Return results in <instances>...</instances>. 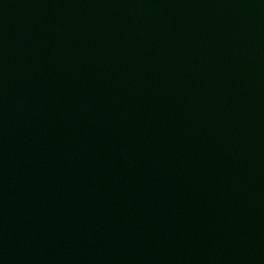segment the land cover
<instances>
[{
	"label": "water",
	"instance_id": "1",
	"mask_svg": "<svg viewBox=\"0 0 264 264\" xmlns=\"http://www.w3.org/2000/svg\"><path fill=\"white\" fill-rule=\"evenodd\" d=\"M0 264H264V0H0Z\"/></svg>",
	"mask_w": 264,
	"mask_h": 264
}]
</instances>
